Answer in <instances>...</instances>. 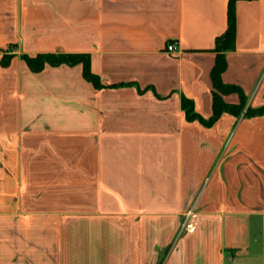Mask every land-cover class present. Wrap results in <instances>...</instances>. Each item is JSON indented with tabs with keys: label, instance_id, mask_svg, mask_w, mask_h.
<instances>
[{
	"label": "crops",
	"instance_id": "crops-1",
	"mask_svg": "<svg viewBox=\"0 0 264 264\" xmlns=\"http://www.w3.org/2000/svg\"><path fill=\"white\" fill-rule=\"evenodd\" d=\"M234 12L216 85L229 0H0V264H264V0Z\"/></svg>",
	"mask_w": 264,
	"mask_h": 264
},
{
	"label": "trees",
	"instance_id": "trees-1",
	"mask_svg": "<svg viewBox=\"0 0 264 264\" xmlns=\"http://www.w3.org/2000/svg\"><path fill=\"white\" fill-rule=\"evenodd\" d=\"M236 0H229V25L226 31L217 37V46L216 50L218 52L217 55V62L213 69V77L215 80L216 85L221 84L220 80V74L226 67L225 62V55L224 52L226 50L232 49L235 44V33H236V23H235V12H234V5ZM9 56L6 58V55L3 57V64H8ZM23 58L27 61L30 68L34 71H40L42 70L45 65L51 64V65H60L63 63L69 64V65H75L78 63H82L84 66V75L88 80L93 81L95 84L98 85L96 82V79L98 76L94 74L90 67V56L89 54H83V53H42L37 54L35 56H31L28 54H24ZM215 101V112L212 118H210L208 121L205 119L200 118L194 111V105L193 102H191L189 99L184 98L183 99V107L187 112V116L189 119H195L200 118L205 123L211 124L214 122L218 116L220 115L223 108L226 106L225 103L222 102L220 97H218L215 94L214 97ZM247 113L249 115H252L254 113H264V107L259 109H248Z\"/></svg>",
	"mask_w": 264,
	"mask_h": 264
},
{
	"label": "built area",
	"instance_id": "built-area-1",
	"mask_svg": "<svg viewBox=\"0 0 264 264\" xmlns=\"http://www.w3.org/2000/svg\"><path fill=\"white\" fill-rule=\"evenodd\" d=\"M177 47V43L174 41V42H170L168 45H167V50L169 52H174L175 49Z\"/></svg>",
	"mask_w": 264,
	"mask_h": 264
}]
</instances>
